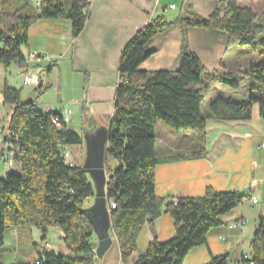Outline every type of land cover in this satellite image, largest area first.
<instances>
[{"label":"trees","instance_id":"obj_1","mask_svg":"<svg viewBox=\"0 0 264 264\" xmlns=\"http://www.w3.org/2000/svg\"><path fill=\"white\" fill-rule=\"evenodd\" d=\"M89 4L90 0H41L34 7L31 0H0V64L28 67L21 47L28 43L29 27L39 19L69 20L71 37L76 38L88 19ZM175 22L182 30L178 69L140 70L141 62L151 54L145 49L147 42ZM188 27L225 31L231 42L247 48L254 56H264V21L257 20L253 10L239 5L237 0H216L215 9L207 18L191 15L174 22L162 16L151 18L126 43L118 64L119 81L114 90L104 161L107 209L109 202L115 203V208L108 210L110 230L121 264H128L136 250L142 225L152 224L163 207L173 219L174 236L163 242L152 239L132 264H182L190 249L205 243L209 229L220 224V216L246 198L236 191L210 188L202 196L181 197L175 202H166L155 194L153 168L159 163L155 151L157 122L173 132H196L203 149L204 93L216 83L237 89L241 80L248 85V100L229 98L227 110L222 113L216 112L215 101L210 106L212 112L220 119L248 120L251 107L257 104L264 119V61L252 60L243 77L209 72L187 47ZM1 96L3 105L11 108L4 143L17 148L20 171L0 177V247L8 227H35L41 233V243L46 241L49 228H58L67 252L61 255L53 249L46 250L37 255L41 264H94L93 232L82 213L85 202L94 195V187L81 167L69 166L63 156V147L81 143L80 135L72 127L55 128L50 117L60 112L40 113L33 101L21 99L18 89L4 85ZM109 158L116 162L113 168L107 165ZM251 246L248 261L264 264L263 216L254 228ZM15 264H35V259L32 263ZM207 264H228L227 255L213 256Z\"/></svg>","mask_w":264,"mask_h":264},{"label":"crops","instance_id":"obj_2","mask_svg":"<svg viewBox=\"0 0 264 264\" xmlns=\"http://www.w3.org/2000/svg\"><path fill=\"white\" fill-rule=\"evenodd\" d=\"M40 2L31 0L34 7ZM171 4L175 7L169 8ZM215 6L216 0H90L88 19L74 39L67 19L35 21L28 29L27 45L21 47L28 67L18 69L14 63L8 66L0 64V130L6 127L11 114V108L2 103L1 90L4 85L20 90L21 99L33 101L40 113H45L47 108L54 112L67 110L70 123L75 122L76 117L80 122L84 119L87 124L85 136L108 128L113 114L114 90L119 81L120 55L135 32L158 16L168 22L191 15L207 18ZM186 42L188 49L209 72L243 77L254 57L247 48L231 42L228 34L222 30L188 27ZM181 43V26L175 22L147 42L145 49L151 54L141 62L139 69L146 72L176 71ZM31 53L36 55L34 61H29ZM23 73L33 77L30 84H23ZM14 74L20 79V85L11 82ZM67 78L71 83L74 81L76 86L79 83L81 86L83 78L89 82L84 106L80 95L67 99L75 117L72 109L57 110L53 100H43L46 88L61 95L60 85ZM23 87H27V90L23 91ZM248 97L249 89L244 80L239 81L237 89L220 83L209 87L201 104V114L206 118L203 149L199 145V134L192 130L172 132L159 122L155 126L160 138L163 135L168 142L160 157H157L159 163L153 168L154 191L158 197L165 198L166 202H175L181 197L202 196L207 188L236 191L246 196L241 204L220 216V224L209 229L205 243L190 249L182 264H207L213 256L222 254L227 255L228 264H239L241 256H252L253 231L259 217H264V119L259 114L257 104L251 107L248 120L220 119L210 108L217 101L216 112L222 113L227 110L229 98L247 101ZM84 110L86 114L83 116ZM5 149H12L15 155L8 165L0 157L1 178L10 171H20L16 159L17 148L3 143L0 155ZM70 159L74 166H83L84 162L79 165L75 158L70 156ZM110 164L115 166L116 162ZM90 181L93 184L91 178ZM253 197L257 200L255 204L250 202ZM92 203L93 197L85 202V207ZM164 209L152 224L142 225L136 238V250L127 260L128 264L137 260L152 239L163 242L174 236L173 219ZM237 221H241V225L232 227ZM22 231L20 226L6 228L4 245L7 244V247L0 250V264L18 262V237ZM30 231L33 234V230ZM110 237L111 246L100 259V264H110L108 261L112 254L106 255L110 249L117 258L114 264H121L119 248L111 230ZM45 243L49 245L48 250L53 249L47 239ZM39 244L41 241L35 244V251Z\"/></svg>","mask_w":264,"mask_h":264},{"label":"rangeland","instance_id":"obj_3","mask_svg":"<svg viewBox=\"0 0 264 264\" xmlns=\"http://www.w3.org/2000/svg\"><path fill=\"white\" fill-rule=\"evenodd\" d=\"M238 4L241 6H246V7H250L253 12L257 15V20H263L264 21V0H237ZM253 60L257 63L259 61H264V56L259 57L257 55H255L253 57ZM20 69V68H18ZM31 78H33L32 76H30ZM74 78V77H72ZM11 82L15 85H20V79L14 74L11 78ZM88 88H89V82H85L84 78L82 80V84L80 86H76L74 84V81L69 82V79L67 78V81L65 80L61 85H60V89H61V95L60 93H56L55 90L53 91H48V90H44L43 93H45V97L43 98V100H53L55 103V109L59 110V109H64V108H69L72 109V113L74 114L72 105H70V101H68V97L69 96H73V95H80L81 96V104L82 106H84V102L86 99V96L88 94ZM25 89L27 90V87H23V91H25ZM86 89V91H85ZM42 94H40L41 96ZM83 116L86 114V111H83ZM75 117V114L73 115ZM75 122L71 123L70 125L77 131V133L80 135L81 137V143L79 145H69L68 147L65 146L63 147L64 150H68L70 153L71 158H75V162L76 164L82 165V163L85 160L86 157V145H85V129L87 128V124L86 121L84 119H82L83 121L80 122V119L78 117L74 118ZM88 121V120H87ZM89 122V121H88ZM160 124H163L161 122H159ZM93 125V124H92ZM165 126V125H163ZM93 127V126H91ZM156 128V127H155ZM168 128V127H167ZM4 131L6 130V127L3 128ZM171 130V129H170ZM7 131V130H6ZM173 132V131H172ZM167 139L161 135L160 138V134L158 132V129H155V151L157 154V157H160V152L164 151L166 148V144H167ZM66 161V160H65ZM115 160L112 158H109L107 161V165L109 168H113V166H111L110 163H114ZM85 206V204H84ZM21 228H23L24 232H20L19 237H18V253H17V261L20 263H32L33 260L37 257L36 251L34 249L35 244L40 243V238H41V233L40 231L37 229H34L33 227H27V226H20ZM33 230V234H31V231ZM35 230V231H34ZM37 234V235H36ZM61 232L58 228H49L48 232H47V241L53 246V250L57 253V254H65L67 251L65 249V245L61 239ZM7 247V244L3 245L2 247H0V250H2L3 248ZM91 249L94 253V262L96 264H100V259L97 255V251H98V242L96 241V236L93 233L91 236ZM1 252V251H0ZM113 249H110L106 255H111L109 258L110 260L108 261L110 264H114L116 263V257L113 255Z\"/></svg>","mask_w":264,"mask_h":264},{"label":"water","instance_id":"obj_4","mask_svg":"<svg viewBox=\"0 0 264 264\" xmlns=\"http://www.w3.org/2000/svg\"><path fill=\"white\" fill-rule=\"evenodd\" d=\"M107 129L101 128L85 136L86 157L81 167L91 178L94 187L93 203L87 208L84 207L82 213L96 236L99 259L103 257L112 243L110 237V216L106 202L108 177L104 169Z\"/></svg>","mask_w":264,"mask_h":264},{"label":"built area","instance_id":"obj_5","mask_svg":"<svg viewBox=\"0 0 264 264\" xmlns=\"http://www.w3.org/2000/svg\"><path fill=\"white\" fill-rule=\"evenodd\" d=\"M175 5L174 4H171L169 6V8H174ZM36 59V55L35 53H31L29 55V61H34ZM23 84H30L32 79L31 77L26 74V73H23ZM50 111L49 108L46 109V112ZM50 121L51 123L54 125L55 128L57 129H62V128H71V121H70V115H69V112L67 110L63 111V112H60L58 115H52L50 117ZM6 130L4 131V129H1L0 130V146L4 143V136L6 134ZM15 155V152L12 150V149H5L4 151L1 152V159L3 161V163L5 165H8L12 162V159ZM63 156L64 158L66 159L67 161V164L69 166H73V162L71 161L70 159V156H69V152L67 150H63ZM250 202L252 204H255L257 202V200L253 197L251 198ZM109 209L108 210H112L115 208V203L114 202H109ZM241 225V221H237L235 222L234 224H232L231 226L232 227H237V226H240ZM48 247L49 245L48 244H44V243H41L37 246V249H36V254L39 256V255H42L44 253V251L48 250ZM36 257L35 258V264H41L40 262V259L39 257ZM249 258L246 256V255H243L240 257L239 259V264H245L246 261H248ZM247 264H254L252 261H248L246 262Z\"/></svg>","mask_w":264,"mask_h":264}]
</instances>
